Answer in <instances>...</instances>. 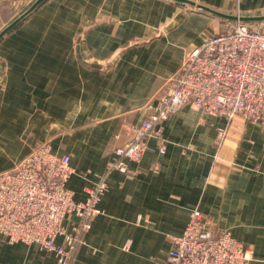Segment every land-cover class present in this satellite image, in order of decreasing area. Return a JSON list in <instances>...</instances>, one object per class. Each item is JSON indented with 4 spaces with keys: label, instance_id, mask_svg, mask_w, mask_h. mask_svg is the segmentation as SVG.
Masks as SVG:
<instances>
[{
    "label": "crops",
    "instance_id": "1",
    "mask_svg": "<svg viewBox=\"0 0 264 264\" xmlns=\"http://www.w3.org/2000/svg\"><path fill=\"white\" fill-rule=\"evenodd\" d=\"M35 1L0 0V32ZM190 1L264 17V0ZM223 20L175 0H45L0 39V171L48 141L70 156L76 200L107 176L73 264H167L194 208L215 234L229 231L250 249L251 264H264V124L186 105L163 124L164 152L150 138L127 171H108L131 138L124 125L140 122L146 101ZM76 220L66 219V232ZM0 264L60 263L0 233Z\"/></svg>",
    "mask_w": 264,
    "mask_h": 264
},
{
    "label": "built area",
    "instance_id": "2",
    "mask_svg": "<svg viewBox=\"0 0 264 264\" xmlns=\"http://www.w3.org/2000/svg\"><path fill=\"white\" fill-rule=\"evenodd\" d=\"M241 17L240 15H237ZM186 105L205 115H223L264 124V24L225 19L223 29L207 34L188 51L178 70L156 97L143 106L138 124H126L130 140L115 149L108 171H127V160L139 161L150 138L165 151L162 128ZM74 172L68 154L54 152L44 141L10 169L0 171V233L10 243L37 244L54 251L60 264H73L107 188L104 175L87 189L83 201L74 198L67 180ZM76 215L71 232L64 222ZM65 237V243L56 238ZM167 264H251L253 254L229 231L214 233L203 212L194 208L180 235L172 237Z\"/></svg>",
    "mask_w": 264,
    "mask_h": 264
},
{
    "label": "water",
    "instance_id": "3",
    "mask_svg": "<svg viewBox=\"0 0 264 264\" xmlns=\"http://www.w3.org/2000/svg\"><path fill=\"white\" fill-rule=\"evenodd\" d=\"M43 1L44 0H36L26 12H24L22 15L17 17L12 23H10L5 29H3L0 32V39L5 34H7L11 29H13L27 14L31 13L32 11H34L37 8V6H39ZM175 1L193 4L196 7L203 8V9L209 11V12H212L213 14H216V15H218L220 17H224V18H227V19H233V20L240 19V20H244V21H250V20H262V18H264V17H239V16H234V15H229V14H225V13L213 10V9H211L209 7H206V6H203V5H198V4H196V3H194V2H192L190 0H175Z\"/></svg>",
    "mask_w": 264,
    "mask_h": 264
},
{
    "label": "rangeland",
    "instance_id": "4",
    "mask_svg": "<svg viewBox=\"0 0 264 264\" xmlns=\"http://www.w3.org/2000/svg\"><path fill=\"white\" fill-rule=\"evenodd\" d=\"M44 1H45V0H44ZM44 1H43V2H44ZM32 12H33V11H32ZM29 14H30V13H29ZM29 14H27V15H29ZM27 15H26V16H27ZM26 16H25V17H26ZM25 17H24V18H25ZM222 18L224 19V20H223V26H224L225 19H227V18H224V17H222ZM223 26L221 27L220 31L223 29ZM216 33H217V32H216Z\"/></svg>",
    "mask_w": 264,
    "mask_h": 264
}]
</instances>
